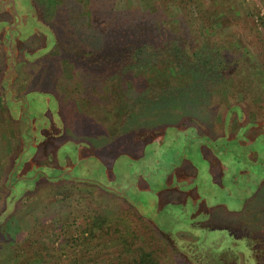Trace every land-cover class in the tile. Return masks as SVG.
<instances>
[{
	"label": "rangeland",
	"instance_id": "obj_1",
	"mask_svg": "<svg viewBox=\"0 0 264 264\" xmlns=\"http://www.w3.org/2000/svg\"><path fill=\"white\" fill-rule=\"evenodd\" d=\"M183 1L54 0L47 7L32 0L41 12L33 22L24 17L23 7L15 20L10 0H0V85L6 72L4 80L15 78L12 86L24 105L41 99L24 93L47 96L50 102L42 99L35 106L47 111L63 134L40 144L36 156L20 167L34 155L28 141L15 167L25 172L17 178L8 174L21 147L19 111L10 117L0 86V248L2 242H23L28 233L34 239L42 229L41 242L53 255L49 264H116L120 256L112 247L118 236L95 232L88 236V252L75 238L93 212L107 217L111 229L128 231L131 224L120 220L119 213L129 206L142 210L141 218L164 233L160 242L168 246L167 264H256L252 241L264 245V135L252 143L264 128V29L259 22L264 0ZM121 48L127 51L123 55ZM8 52L16 53L11 65ZM165 53L185 55L174 61L176 72L192 65L207 77H183L177 80L182 88L163 79L156 71L166 64ZM216 58L224 61V71L210 78L217 71ZM130 60L147 68L126 73ZM104 74L116 75L115 84L105 85ZM165 93L176 97L168 94L163 102ZM109 98L113 102L105 106ZM110 108L120 112L119 120L108 113ZM30 117L37 133L45 119L21 115L23 122ZM191 128L212 139L231 140L215 142L227 144L224 156L216 154L226 161L217 162L206 147L200 152L197 134L187 135ZM164 130L163 145L148 144L139 158L142 146L161 138ZM64 139L87 144L105 168L115 160L111 171L94 162L67 174L36 167L47 156L54 164V148ZM111 142L115 145L110 147ZM44 174L73 183L37 182ZM140 179H156L163 187L159 201L153 192L137 190ZM60 195L65 201L60 202ZM193 219L206 220L207 227L191 228ZM236 231L239 236H233Z\"/></svg>",
	"mask_w": 264,
	"mask_h": 264
},
{
	"label": "trees",
	"instance_id": "obj_2",
	"mask_svg": "<svg viewBox=\"0 0 264 264\" xmlns=\"http://www.w3.org/2000/svg\"><path fill=\"white\" fill-rule=\"evenodd\" d=\"M54 0H41V3L44 2V4H46L47 7H52L55 5V2L53 3ZM83 0H81L82 2ZM165 2L167 1H172L173 3L177 2V1H183V0H164ZM184 2V1H183ZM18 5L20 7H23L25 10H27V12L24 14L25 16H28L30 19H34V21L36 20V13H41L37 7L33 4L32 0H22V3ZM114 5V4H113ZM131 5V4H129ZM138 9H142L141 6H137ZM130 10V8H129ZM144 10V9H142ZM38 11V12H37ZM260 24L262 26V28L264 29V19L261 18L260 19ZM139 31V30H138ZM50 38V37H49ZM142 38H138L136 39V44L140 45L139 41ZM138 40V42H137ZM206 45V44H204ZM124 46V45H123ZM128 49V47H126V50ZM125 49L121 48V53L122 55L125 54L127 51ZM184 53H187L186 48H183ZM114 54H116V51L113 52ZM166 55L163 56L165 57L163 61L166 62L165 65H163V67L161 69H155L156 67L153 66V70H157V73H161L160 75L162 76L163 79H168L169 80H174L177 84V86H182L184 85V83L180 84L177 82V80H182L183 77H193V79L197 78L199 80H204V78H206V75H201V72L199 71V73L197 71H195L194 69H190V67L192 65H190L188 68L183 67L184 69H181L180 72H176L174 67L175 66V62L174 61H178V59L183 58L185 55H183L182 53H178V54H172V53H165ZM215 56H219V52H216ZM118 55H115L113 58H118ZM216 64H215V69H217V71L212 72L211 73V77L210 78H217L220 76L221 72H223L224 68L222 67V64L224 61H219V58H216ZM131 62L129 63V65L127 66L126 72L127 70L131 69H137V70H144L147 68V65L144 66H134L135 64L133 63L132 60H130ZM173 61V62H172ZM122 62V61H120ZM172 63V64H171ZM115 64V63H114ZM113 64L112 70L114 71L117 70L118 68H115ZM154 65V63H153ZM185 70V71H183ZM204 70V69H201ZM93 71V70H92ZM134 71V70H133ZM188 71V72H187ZM115 72V71H114ZM123 73V72H122ZM130 73V72H129ZM193 74H196L197 78L194 77ZM232 74V73H230ZM103 76V80L105 85L107 84V86L110 87V85L115 84V83H111L114 79V76H109L107 78V75L104 74ZM125 74H123V76H121L120 78H126L124 77ZM163 82V81H162ZM166 85H167V81H165ZM110 84V85H109ZM107 87V88H109ZM168 87V86H167ZM179 87V88H182ZM88 88V86H87ZM77 93V91H76ZM103 93L105 94H109L110 92L109 90H103ZM166 97L163 99V102H166V100L168 99V94H171L172 96L176 97L174 93H165ZM170 95V96H171ZM233 97H230V99H232ZM113 98H109L104 104L105 106H109L111 105V103ZM73 106H75V104H72ZM157 105V104H156ZM155 105V106H156ZM109 114H114V116H116V119L119 120V114L120 112H116L115 109L110 108L109 110H107ZM143 112V111H142ZM144 114V113H143ZM192 131H190V133H188L187 135L190 134H197L196 135V139H200L199 142V150L201 152L202 147H206L207 150L210 151V153L212 154V156L217 160V162H219L220 164L222 162H225L226 160L223 157L217 156L218 155H223L226 154L228 147L227 144H220L219 146L215 145V142L217 140H220L221 143H226L227 139H225V137L222 138H209L205 135H202L200 133H198L194 128H191ZM174 131H176L177 133H183V130L180 129H172ZM194 131V133H193ZM166 130L163 131L162 137L158 138V140H153L150 141L148 143H146L145 145L142 146L141 151V156L139 158H141L143 156V152L144 149L147 147L148 144H153L155 146H161L163 145L164 141H165V134H166ZM184 134V133H183ZM262 134V135H261ZM186 135V134H184ZM264 135V128L262 130L261 133H259L252 144H254L256 141L259 140L260 136ZM188 138V137H187ZM203 140L205 142H203ZM238 139H234V143H236V145L238 144ZM232 142L231 140L228 141L227 143ZM206 143V146H204L203 144ZM194 143H192L193 145ZM114 146L115 144L113 142H111V144H109V146L111 147ZM240 146V145H239ZM109 147V148H110ZM218 157V158H217ZM224 159V160H221ZM15 164V162H14ZM233 164V163H232ZM234 165V164H233ZM16 167V166H15ZM13 167V168H15ZM11 173L14 175L13 172H8V174ZM7 174V175H8ZM15 176V175H14ZM62 182V181H61ZM66 183V182H63ZM61 196V195H60ZM66 198H64L63 196H61L60 202L65 201ZM200 204H204V201H200ZM127 204V203H125ZM128 206V204H127ZM130 207H126L125 209L127 211H123V209H120V213L121 215H119V217L121 218L120 220H128L131 224V226H129V230L127 231L124 227H113L112 229L110 221L107 217H105L104 215H98L96 214V212H93V216L91 218V222L89 225H87L82 231H81V235L80 237H76L75 240L76 242L78 241V246H80L82 249H84L86 252H88L90 249V247H87V243L90 242V238H88V236L91 237L92 234L96 233H104V235L106 237L108 236H118L119 237V241H118V245L112 247V248H117L116 251L118 252V256H120L119 261H116V264H167L164 260L165 258L168 256V246L165 244H162L160 241L161 239H163V237L161 235H163V232H160L156 227L153 229L152 227H150L149 223H146L144 221V219L141 218V216H139L133 209L130 210ZM206 209V208H205ZM207 210V209H206ZM91 211V210H90ZM129 211V213H128ZM248 212V211H245ZM206 213V211H205ZM234 213H239V212H235ZM246 219V218H245ZM195 219L190 220L191 221V228H197V226L201 227L202 224H204L205 226L206 224V220H201L197 223L194 222ZM246 227V225H244ZM154 227V226H153ZM207 227V226H206ZM103 228L105 229V231H103ZM248 228V226L246 227ZM202 229V228H200ZM205 229V228H203ZM207 229V228H206ZM248 232H250V229L247 230ZM237 232V233H236ZM236 232H232L233 236H239L240 234L238 233V231ZM43 233V235H42ZM45 235V230H42L39 232L38 236L36 238H32L29 236V233L26 234V237L24 238L25 240L23 242H16L13 244L10 243H3L1 245L0 248V264H49V261H51L53 255H51L50 250L46 247V245L41 242V238ZM250 235H252V232H250ZM74 240V241H75ZM5 241V240H2ZM252 241V240H251ZM109 248V247H106ZM251 248L255 251L256 253V264H264V245H261V243H257L256 241H252V245ZM58 249V248H57ZM185 258H189L188 256ZM56 264V263H55ZM74 264H76V262H74ZM97 264V263H96ZM101 264V263H99ZM218 264H223V263H218Z\"/></svg>",
	"mask_w": 264,
	"mask_h": 264
},
{
	"label": "flooded vegetation",
	"instance_id": "obj_3",
	"mask_svg": "<svg viewBox=\"0 0 264 264\" xmlns=\"http://www.w3.org/2000/svg\"><path fill=\"white\" fill-rule=\"evenodd\" d=\"M18 2H19V4H21L22 0H10V9L12 10L13 18H15V20L16 19L18 20V16L15 14V13H19L18 8L20 6L18 5ZM24 17L29 18L28 16H24ZM15 20L13 22H15ZM31 21L34 22V19H31ZM31 27H32V25L26 30L29 31L31 29ZM12 29L16 30V27L12 28ZM18 36L20 37V34ZM17 39H19V38H17ZM3 46L6 47L5 45H3ZM15 55H16V53L8 52L6 63L10 61V65H11L13 60L10 59V57L14 59ZM5 77H6V72L4 73L3 78L1 79V85H0L1 88L3 89V97H4L3 101L5 102V107L9 111V115L12 118H15L14 114L16 115V112L19 111L18 126H19V131H20L21 147H20V152L18 153L17 158L15 160V164L13 163L12 170H11V172H13L14 175L16 176L15 178H17V177H19V174H22L23 172H25L23 170L22 173H19V170L16 171V168H17V164H18L19 155L21 154L23 149H25V146L27 145L28 141L31 142L30 145L33 147L34 155L33 156L30 155L29 159L27 161H24L23 163L21 162L20 167H22L23 165H26L27 162L31 161L36 156L37 149H38L40 144L44 143L46 140H48L50 138L53 140H55L56 138L60 139L63 134L61 131H57L58 129L60 130V128L58 126H57L58 128L56 127V124H55L56 122L52 121V119H48L47 116H49V114L46 113L47 111L43 112L42 110H39L41 108L40 105L35 106L36 104H40L42 102V99L43 100L46 99L47 96L45 97L43 94L38 93L36 91L24 93L23 95L25 97H28L30 94H34V95L38 94L39 95L38 97L41 98L38 101L39 103L36 102V104L33 103L30 105H24L23 104L24 102L22 101L23 98L21 99L22 96H20V94L18 95V92L14 89V86H12L15 78L9 77L8 81H6V80H4ZM20 100H21L22 104L19 103ZM46 100H48L50 102L49 99H46ZM21 105L24 106V109L21 108ZM13 107H15V111H14L15 113H13V110L11 109ZM24 112L27 113L28 116L30 113H33L35 115V117L38 118V120L40 119V116L42 117V119H45V122H42V124L40 125V129L38 130L37 133L35 132V129L32 126L33 123H31V120H32L31 117L26 122H23L21 115ZM54 114H56L55 110H54ZM35 121L37 122V120H35ZM55 131H57V132L55 133ZM26 134H27V136H26ZM32 134L34 135V139L30 138V135H32ZM26 138H29V139H26ZM53 152L55 154L54 155L55 156V163L54 164L51 163L50 157L47 156L46 160L44 162L40 163L39 165H36V167L46 166V167H50V169H56V170H58L64 174H67V172L70 171V169L75 167V166L81 167V168H83L82 165H84V164L92 166L91 162L100 164L102 167H104L102 162L98 159V157H96L94 155L93 150L87 144H85L81 141L76 142L73 140L64 139L61 142V144H59L56 148H54ZM114 162H115V160H113L112 165L110 166L109 169L104 167L106 169V171H111L112 167L115 164ZM80 164H82V165H80ZM15 166H16V168H13ZM47 175L48 174L41 175V177L38 178L37 182L44 180L45 182H50V183H58L61 181L66 182V183H73L72 180H68V181H70V182H68L67 180H64L63 178H59V177L55 178V177H52L50 175H48V176ZM155 180L148 183L147 181L140 179L139 184L137 185V190L139 192H144L145 194H148V192H153L154 194L157 195V197L155 198V201H159L158 194H159V192L163 191L162 190L163 187L158 186L157 183L155 182ZM36 183H34V185ZM140 183L142 184V186ZM193 183H194V181H193ZM10 189L14 190V188H10ZM98 191H101V190L98 189ZM193 201H203V200H201V198H196ZM147 203L149 206L152 205L151 200L148 201ZM135 209L137 212H139L140 215L143 214L142 210L140 212L139 210H137L138 208L135 207Z\"/></svg>",
	"mask_w": 264,
	"mask_h": 264
},
{
	"label": "crops",
	"instance_id": "obj_4",
	"mask_svg": "<svg viewBox=\"0 0 264 264\" xmlns=\"http://www.w3.org/2000/svg\"><path fill=\"white\" fill-rule=\"evenodd\" d=\"M138 156V155H137ZM141 156V154L138 156V157H140ZM134 209V208H133ZM136 211V210H135ZM136 213L138 214V212L136 211ZM141 216V215H140Z\"/></svg>",
	"mask_w": 264,
	"mask_h": 264
}]
</instances>
